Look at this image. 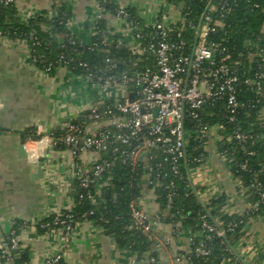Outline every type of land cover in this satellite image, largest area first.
Segmentation results:
<instances>
[{
	"label": "crops",
	"instance_id": "obj_1",
	"mask_svg": "<svg viewBox=\"0 0 264 264\" xmlns=\"http://www.w3.org/2000/svg\"><path fill=\"white\" fill-rule=\"evenodd\" d=\"M119 7H131L145 23H153L159 17V0H108ZM22 21L42 16L51 19L60 12L62 4L70 12L68 27L75 36L90 42L96 32L101 0H15ZM176 19L177 12L169 9ZM107 32L122 38L124 21L112 12L103 15ZM47 31L49 26L45 27ZM57 35L56 38L60 40ZM130 41V39H127ZM89 81L65 66L53 73L41 69L30 61L28 43L23 38L0 35V237L14 231L18 221L20 248L28 250L26 264H46L60 248L62 234L40 231L35 223L53 213L71 209L74 204L73 163L83 167L93 165L97 154L81 151L77 157L66 148L52 144L55 130L65 129L66 123L76 119L82 112L95 105H102L111 92L95 87L93 98L87 99L85 89ZM87 85V86H86ZM264 120V107L261 110ZM35 127L40 139L22 137V132ZM95 124H88L86 132L94 131ZM213 136L206 144L204 161L190 170L192 186L200 201L206 205L212 198L228 196L222 211L243 214L250 204L247 195L239 190L240 181L235 178L226 156L219 151L222 138L219 128H213ZM55 136V135H54ZM24 143L25 154H20L19 145ZM147 187V186H146ZM100 191L95 203H103ZM141 206L153 221L161 211L152 190L146 188L141 196ZM166 214V213H164ZM167 215V214H166ZM157 240L158 260L151 263L150 256L138 259L128 248L119 247L116 236L107 233L92 219H85L75 226L71 241L64 252V264H187L175 256L191 249V231L186 227L174 230L172 223L164 218L154 226ZM243 264H264V216H251L247 220L245 235L234 249ZM0 264H22L0 252Z\"/></svg>",
	"mask_w": 264,
	"mask_h": 264
},
{
	"label": "trees",
	"instance_id": "obj_2",
	"mask_svg": "<svg viewBox=\"0 0 264 264\" xmlns=\"http://www.w3.org/2000/svg\"><path fill=\"white\" fill-rule=\"evenodd\" d=\"M183 1L186 4L183 13L186 14L187 20L183 35L192 44L196 33L192 25L196 26L199 23L210 0ZM235 1L237 5L224 17L225 25L212 39L221 41L223 37L222 46L226 49L222 57L225 58L226 63L238 69L240 74L245 72V76L254 75L259 66H261V71L264 70V0ZM101 5L104 8V14L106 12L115 14L119 7L108 0H101ZM126 9L129 13L128 20L132 22L134 31L140 32L143 36L142 40L147 41L153 29L146 26L134 8L126 7ZM69 18L70 12L66 5L62 4L60 12L51 19L46 20L40 16L24 22L18 14L15 0L8 3L3 0L0 2V35L25 39L32 58L36 59L34 64L51 73L59 66H65L73 73L81 75L89 71L98 72L99 68L107 67V57L114 58L118 63L120 61V68L127 66L131 52L126 45L118 48L116 42L108 45L101 43L108 34L104 18L98 20L97 30L90 42L72 33L68 27ZM46 26L50 27L49 31L46 30ZM57 35L60 40L56 38ZM118 37L115 36V38ZM255 50H259L261 56L251 60L249 52ZM84 62H87V66L83 65ZM240 86L239 98L249 102L250 107L239 112L236 122L229 121L223 100L207 102L200 109L201 122L189 119L186 121V127L192 130L187 144V159L190 165L194 158L201 156L202 153L206 156L207 152L204 149L206 140L201 139L199 133L204 126H220L219 133L222 138L217 143L218 148L226 156L232 175L239 179V190L245 191L247 195L250 207L246 212L239 214L222 211L228 201L226 194L212 198L204 205L198 196L201 188L196 189L197 193L191 187L184 162L178 175L172 173L167 164H163L160 171V182L152 187L141 184L144 175L148 173L147 167L139 166L132 169L122 161L119 151L114 152L108 148L101 152L103 159L112 162L104 173L109 177V185L100 192L104 202H93L88 196L87 189L82 188L79 181H76L73 207L61 210V214L65 216L71 213L76 223L92 219L107 233L116 236L119 247L128 248L136 253L138 259H143L148 254L150 259L155 258L157 261V240L153 232H144L135 226L130 207V202L142 196L145 189L149 188L155 193L156 200L161 207V221L165 218L166 222L179 223L181 227H186L191 231L190 246L193 252L187 264H243L236 256L234 249L237 250L238 243L245 235L247 220L251 216H264V202L261 201L259 190L255 186L259 182L264 189V120L261 117V110L264 107V79L260 90L244 83ZM105 102L111 103L113 98ZM82 119L83 117L80 116L73 122L79 123ZM235 126H239L246 135L242 141L233 137ZM65 132L66 129L54 131L56 147L66 148L61 141ZM22 137L24 140L28 137L40 139L41 135L37 134L36 128L32 126L22 132ZM163 157L164 154L161 153L158 159H163ZM246 161V168H243L242 164ZM173 179L176 183L177 194L171 208L167 209L168 188H166V183ZM90 190L94 195L97 192L95 186H92ZM108 190L109 195H107ZM56 216L57 213H53L38 221L36 227L40 231H49L41 225L52 223ZM205 221L214 226L215 230L209 231L204 226ZM24 224L26 223L21 221L16 223L14 232L17 236L21 225ZM220 230L224 232L223 235L218 234ZM10 236L11 234L6 239L10 240ZM201 243L210 250L208 255H196L194 252ZM11 255L18 263L29 262L28 250L20 247L11 249Z\"/></svg>",
	"mask_w": 264,
	"mask_h": 264
},
{
	"label": "built area",
	"instance_id": "obj_3",
	"mask_svg": "<svg viewBox=\"0 0 264 264\" xmlns=\"http://www.w3.org/2000/svg\"><path fill=\"white\" fill-rule=\"evenodd\" d=\"M9 1L11 0H5L6 3ZM159 2L158 19L153 23H146L147 27L153 29L147 41L142 40L140 32L134 31L132 22L128 20L129 13L126 7L120 6L116 9L115 15L124 21V36L115 38L107 34L101 43L108 45L116 42L118 48L126 45L131 52L127 66L120 68V61L118 63L114 58L107 57L108 64L105 69L99 68L98 72L89 71L83 75L95 86H108L114 90L108 97L113 98V102L104 101L102 105L92 106L82 112L77 117H83L79 123L73 122L74 119L67 122L66 132L61 137L66 149L75 158L79 152L85 150L97 154L93 165L88 168L74 161L72 173L80 186L87 189L88 196L93 202L96 194L91 193L90 188L95 186L96 190L101 192L109 185V177L104 173L112 162L101 157V152L108 148L114 152L119 151L122 161L132 169L139 166L147 167L148 173L144 175L142 185L157 186L163 164H167L170 171L178 175L183 162L191 182V168L199 165L206 156L202 153L189 165L187 144L192 130L186 127V121L189 119L201 122L200 109L207 102L223 100L229 121L236 122L239 112L250 107L249 102L239 98L241 83L258 90L263 86L264 70H260L261 66L254 75L245 76V72L240 74L238 69L226 63L222 57L226 49L222 46L223 37L221 41L212 39L225 25V15L237 5L235 0L209 1L199 23L196 26L192 25L196 29L192 44L183 35L187 25L186 14L183 13L185 2L183 0ZM182 2L183 9L180 8ZM171 7L177 12L176 19L169 14ZM103 15L104 8L100 5L98 20L103 18ZM95 28L97 30V23ZM259 55V50L249 52L251 60ZM30 61L32 64L36 62L31 52ZM83 65L87 66V62ZM243 76L245 77L242 78ZM90 123L97 125V128L86 132V126ZM215 126L220 129L218 125L204 126L201 129L199 137L205 139L206 144L213 136ZM233 137L242 141L246 135L239 126H235ZM50 140L55 145L54 139L50 137ZM161 153L164 157L158 159ZM246 165L247 161L242 167L246 168ZM255 186L259 190L261 201L264 202V189L261 183L257 182ZM166 188L167 209H170L177 194L175 180L166 183ZM242 193L245 194V191ZM130 207L135 226L144 232H153L155 236L154 226L161 223V211L152 221L148 212L141 206V196L132 200ZM56 213L57 216L52 223L41 225L49 231L62 234L59 250L47 259L46 264H64V252L77 225L71 213L65 216L61 211ZM172 224L174 230L179 231L180 224ZM204 226L209 231L215 230L214 226L207 224L206 221ZM218 234L223 235L224 232L220 230ZM19 247V238L14 231L10 240L0 237V252L3 256H11V249ZM192 252L190 249L189 252L175 257L178 261L188 263ZM194 252L196 255L205 256L210 250L201 243ZM150 261L155 263L156 259L151 258Z\"/></svg>",
	"mask_w": 264,
	"mask_h": 264
},
{
	"label": "rangeland",
	"instance_id": "obj_4",
	"mask_svg": "<svg viewBox=\"0 0 264 264\" xmlns=\"http://www.w3.org/2000/svg\"><path fill=\"white\" fill-rule=\"evenodd\" d=\"M95 87H97L98 89L101 88V86H95V85H93L92 83L89 82L88 87H86V89H85V94H86L85 96H86L87 99H90V98L94 99L93 98V93H94L93 91L95 90ZM101 89H99V90H101ZM106 89H107V91L110 90V88L108 86L104 87L105 91H106Z\"/></svg>",
	"mask_w": 264,
	"mask_h": 264
},
{
	"label": "water",
	"instance_id": "obj_5",
	"mask_svg": "<svg viewBox=\"0 0 264 264\" xmlns=\"http://www.w3.org/2000/svg\"><path fill=\"white\" fill-rule=\"evenodd\" d=\"M183 7H184V3L182 2L181 4H180V8L181 9H183ZM2 130H3V128L2 127H0V133L2 132ZM19 151H20V154L21 155H23V156H26V154H25V145H24V143H21L20 145H19ZM109 193H110V191L108 190L107 191V195H109Z\"/></svg>",
	"mask_w": 264,
	"mask_h": 264
}]
</instances>
